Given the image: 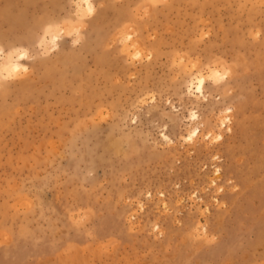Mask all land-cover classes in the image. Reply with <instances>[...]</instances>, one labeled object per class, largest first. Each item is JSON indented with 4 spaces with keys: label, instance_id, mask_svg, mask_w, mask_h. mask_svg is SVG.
Returning <instances> with one entry per match:
<instances>
[{
    "label": "rangeland",
    "instance_id": "1",
    "mask_svg": "<svg viewBox=\"0 0 264 264\" xmlns=\"http://www.w3.org/2000/svg\"><path fill=\"white\" fill-rule=\"evenodd\" d=\"M92 1L0 0V264H264V0Z\"/></svg>",
    "mask_w": 264,
    "mask_h": 264
},
{
    "label": "bare ground",
    "instance_id": "2",
    "mask_svg": "<svg viewBox=\"0 0 264 264\" xmlns=\"http://www.w3.org/2000/svg\"><path fill=\"white\" fill-rule=\"evenodd\" d=\"M81 1V0H80ZM84 5V4H83ZM86 5H87V9L89 10V12L92 14L93 12H94V10H95V5H94V3H93V1L92 0H86ZM52 28V27H51ZM50 28V29H51ZM52 31H53V28L51 29ZM52 31H51V33L50 34H52L51 35V40H52V42L53 41H55V40H57V38L59 37V35L58 34H56L57 33V31H56V33L54 32V33H52ZM62 31V30H61ZM50 38V37H49ZM45 39V38H44ZM50 43H51V41H50ZM57 44V43H56ZM55 44V45H56ZM54 45V46H55ZM17 54L20 52H17V51H15ZM27 52V51H26ZM22 55H27L25 52L23 53V52H20L19 53V56H22ZM23 57V56H22ZM9 59H11V58H9ZM9 61V60H8ZM6 62V61H5ZM10 62H12V61H10ZM6 64V63H5ZM4 65V64H3ZM8 67L9 65H5V67ZM20 69H27V66L26 65H22V63L20 62V61H16V62H12V63H10V66L6 69L7 70V72H8V70H10V71H18V70H20ZM212 72H215L216 73V71H212ZM214 76V75H213ZM194 81V80H193ZM205 81H206V76H204V75H200V76H198V81H197V89H198V91H200V93H202L203 95H205L206 96V94H205V91H204V88H205ZM191 88V87H190ZM192 89V88H191ZM196 96V95H195ZM193 114H194V112H193ZM198 117V116H197ZM227 118H229L228 116H226ZM225 117V118H226ZM224 118V121H223V123H224V125L226 124V122H227V118L225 119ZM230 120V119H229ZM222 122V121H221ZM199 128H200V126H198ZM198 127H196V128H194V130H193V132L195 133V132H197L196 130L198 129ZM199 130V129H198ZM201 132V130L197 133V134H199ZM192 136H193V134H192ZM220 136V135H219Z\"/></svg>",
    "mask_w": 264,
    "mask_h": 264
}]
</instances>
